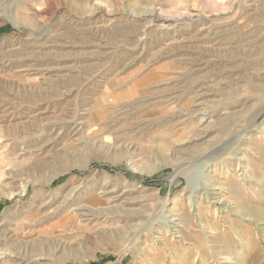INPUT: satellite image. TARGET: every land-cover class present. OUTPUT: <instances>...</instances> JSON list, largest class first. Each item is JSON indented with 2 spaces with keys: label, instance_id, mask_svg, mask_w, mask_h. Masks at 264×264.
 Returning <instances> with one entry per match:
<instances>
[{
  "label": "rangeland",
  "instance_id": "obj_1",
  "mask_svg": "<svg viewBox=\"0 0 264 264\" xmlns=\"http://www.w3.org/2000/svg\"><path fill=\"white\" fill-rule=\"evenodd\" d=\"M0 264H264V0H0Z\"/></svg>",
  "mask_w": 264,
  "mask_h": 264
},
{
  "label": "bare ground",
  "instance_id": "obj_2",
  "mask_svg": "<svg viewBox=\"0 0 264 264\" xmlns=\"http://www.w3.org/2000/svg\"><path fill=\"white\" fill-rule=\"evenodd\" d=\"M153 20H157L155 17H153V19H152V21ZM71 82V81H70ZM73 82V81H72ZM61 84V83H60ZM70 84V83H69ZM33 85V84H32ZM49 86V85H48ZM72 86V85H71ZM75 87V86H74ZM36 90V89H35ZM39 93V92H38ZM5 96V95H4ZM20 96V95H19ZM22 96V95H21ZM23 98H25L26 100H28L29 102H31L30 104L31 105H33L32 104V102H35V101H37V100H39V98H41L40 96H38L36 93H30V94H28L27 96H22ZM5 98V100H8V101H10L11 100V97H7V96H5L4 97ZM36 103V102H35ZM43 104V103H42ZM14 117H16L15 115H14ZM41 120V119H40ZM20 125V124H19ZM20 127V126H19ZM32 128V127H31ZM17 129H18V127H17V125L15 126V125H11V126H9V127H7L6 129H5V132L6 133H15V132H17ZM20 129V128H19ZM20 131V130H19ZM32 134V133H31ZM27 137V136H26ZM176 220V218H174V217H172L171 216V218L168 220V221H170V222H174Z\"/></svg>",
  "mask_w": 264,
  "mask_h": 264
}]
</instances>
